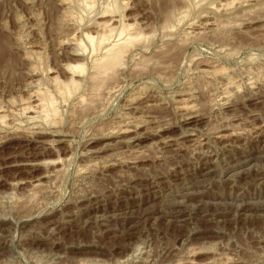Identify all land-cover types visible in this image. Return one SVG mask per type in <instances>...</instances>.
Returning a JSON list of instances; mask_svg holds the SVG:
<instances>
[{
	"label": "rangeland",
	"instance_id": "1",
	"mask_svg": "<svg viewBox=\"0 0 264 264\" xmlns=\"http://www.w3.org/2000/svg\"><path fill=\"white\" fill-rule=\"evenodd\" d=\"M59 1L0 0V264H264V0L208 1L172 35L167 0H123L145 43L101 91L84 79L58 99L49 127L17 110L32 66L64 80L89 63L57 45L81 31L58 24Z\"/></svg>",
	"mask_w": 264,
	"mask_h": 264
},
{
	"label": "bare ground",
	"instance_id": "2",
	"mask_svg": "<svg viewBox=\"0 0 264 264\" xmlns=\"http://www.w3.org/2000/svg\"><path fill=\"white\" fill-rule=\"evenodd\" d=\"M175 1L176 0H167L165 24H160V25H163L161 28L164 29V31L166 32L167 35H172V34H170L171 30H172L171 28H173V26L178 25L180 22H182L186 18H188L189 14H191L193 11L198 9L201 5H202L201 8L202 7L209 8L206 6V4H208L207 2L211 1V0H186L187 5L184 6L186 9L180 8V12L179 13L177 12L178 14L175 13V11H176L175 10V8H176ZM249 1H251V0H226L224 2H219L217 5H215L216 4L215 3L213 6H216V7L222 9V10H218L216 8L218 11H223V10L228 11L232 8V5L234 6V2L235 3L237 2L238 5H240L242 2L247 3ZM59 2H60L61 6L63 7L64 10H62L63 13L61 14V17H60L58 24H60V26H62V27L63 26L64 27H66V26L70 27L71 26L72 28L77 27V28H80L81 31H80L79 37H76L77 35L76 36L74 35V31L72 32L73 35L68 32L69 35L71 34V36H69V37L66 36V38L62 37V39H60V36H59L60 40H58L57 45L59 47L63 46L67 40V42H70L71 45L73 44V46H75L74 47L75 49L73 50V56L74 55L81 56V58L83 57L82 60H87L89 63L87 64V62H85V61L81 62V63L79 62L76 65L71 64L69 62L65 63L62 66V68H63L64 72L66 73L67 78L64 80L59 79L56 75H51L50 71H47V70L41 71V68H39L37 66V64L32 66L33 68H31L32 69L31 73L32 74H39V79L37 80V82L34 85V88H35V89L33 88L34 91H32V93L29 94L28 101L25 103H22L21 107L20 108L18 107L19 109H17V110H19L20 114H22L27 120L33 121V120L38 119L43 123V125L44 124L51 125V124H55L56 122L60 121V119H61L59 117L60 106H59L58 99H60L61 101H64V100H68L72 96H74V93L80 89V86L82 84V82H81L82 80L87 79V80H89L88 83L91 81L90 84H92V87L94 89L100 87V89H98V90L101 91V89H102L101 86L102 87L104 86L103 82H104V80L107 79L104 77L105 76H112V74L116 72L115 71V70H117L116 68H118V66L122 65V63L124 61L125 53L127 51H129L130 49H132V47H134L135 45H140V44L143 45V43H145V41H146L145 38H147V37H144V34H142L143 33L142 31H141L142 33H140V30L134 29V27H133L134 23H128L122 19L123 15L121 14V12H122V8L124 7L123 0H109V2L107 4L105 3L106 5L103 6L104 8H103V10H101V12L103 11V15L104 14L109 15V18L107 20L106 19L96 20L94 18L95 19L94 22L92 20L93 26H94L93 29L97 30V31L95 30L96 32L94 35L91 34L89 31L84 32L85 30H83V25L81 23L83 21V19L85 18V16H83V13H86V14L90 13V10L93 9L92 8L93 4H94L93 0H70V1L68 0V2H67V0H60ZM74 2H75V5L82 11L80 13L78 11V13L75 15H74V10H73ZM204 2H206V3H204ZM212 2H214V1H212ZM215 2H217V0ZM201 8H200V10H201ZM182 9H184V10H182ZM213 9H215V8L213 7ZM247 9H249V8H247ZM163 12H165V11H163ZM213 13H215V12H213ZM104 16H102V17H104ZM200 17L201 16H199V18ZM209 18H208V20H210ZM110 21L112 22V25L109 24ZM212 22H214V21H212ZM212 22H209L206 19V21L204 23H202L203 28H204V26H207V25L208 26L210 25V27H211V25L213 24ZM214 23H216V22H214ZM218 23L220 24V22H218ZM87 24H89V23H87ZM77 28H75V31ZM79 30H77V31H79ZM161 31H163V30H161ZM68 33H66V34H68ZM186 34H188V33H186ZM17 39H19V38H17ZM18 43H19V41H18ZM19 45H21V43ZM30 53L25 51L26 56H27V54L29 55ZM34 55H36V54H34ZM36 60H39V59H36ZM68 61H70V60H68ZM37 63H38V61H37ZM200 71L202 73L211 72V70H208L206 67H201ZM212 73H213V71H212ZM109 78H111V77H109ZM107 80H110V79H107ZM46 84L49 87L44 86ZM50 86L52 87V89H50ZM95 90H92V88H91V91L92 92L94 91V93H95ZM82 98H81V101H84L83 100L84 98L83 99ZM72 99H74V98H72ZM24 101H25V99H24ZM85 102H87V101H85ZM85 102H83V103L85 104ZM92 102H93V100H92ZM62 103H65V101ZM76 104H78V103H76ZM176 105H177L178 109H186L187 108V107H185V106H187V105H185V102H183L182 100L179 101V99L176 102ZM0 118H2L1 115H0ZM0 121H2V120H0ZM59 159H60V157H59ZM46 161H48V160H46ZM56 161H54L53 163H55ZM53 163L51 161V164H53ZM47 165H48V163H47ZM62 165L63 164H59V166L57 168H54L52 165V167L54 169L52 170L51 173H53V172L57 173L58 171H60V169L64 168V167H62ZM46 175H48V174H46Z\"/></svg>",
	"mask_w": 264,
	"mask_h": 264
}]
</instances>
